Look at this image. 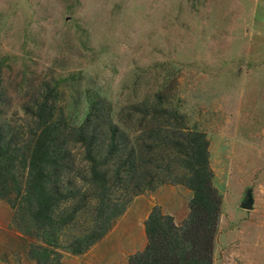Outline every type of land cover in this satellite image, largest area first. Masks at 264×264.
<instances>
[{"label":"rangeland","instance_id":"obj_1","mask_svg":"<svg viewBox=\"0 0 264 264\" xmlns=\"http://www.w3.org/2000/svg\"><path fill=\"white\" fill-rule=\"evenodd\" d=\"M0 69L5 122L18 136L28 132L24 106L47 90L70 126L83 122L94 96L120 126L133 104L176 110L188 130L205 134L222 196L213 264H264V0H0ZM129 137L143 151L134 171L141 192L118 190L130 199L124 214L86 253L56 249L61 264H127L145 247L153 207L175 225L187 217L192 194L171 182L181 174L177 158L160 144L147 148L145 134ZM74 155L81 178L87 164ZM15 219L0 199V264H36L29 251L46 245ZM89 220L67 227L58 244Z\"/></svg>","mask_w":264,"mask_h":264},{"label":"trees","instance_id":"obj_2","mask_svg":"<svg viewBox=\"0 0 264 264\" xmlns=\"http://www.w3.org/2000/svg\"><path fill=\"white\" fill-rule=\"evenodd\" d=\"M52 94L47 90L24 106L28 132L15 135L5 122L6 97L0 76V199L23 221L26 229L22 232L35 231L46 245L29 251L30 258L36 264H61L56 249L78 256L105 237L130 201L117 198L116 192L121 188L127 192L130 186L141 192L134 171L143 151L129 137L138 132L149 139L147 148L160 144L165 146L162 151L177 158L181 174L171 182L184 186L192 196L180 225L159 207L151 209L143 224L145 247L130 255L127 264H213L222 196L212 184L205 134L188 130L176 110L148 102L129 106L119 115L122 126L113 124L106 101L98 96L90 99L83 122L70 126L56 118ZM77 150L87 164L81 178L82 172L76 173ZM88 197L96 201L91 210ZM87 215L88 229L65 247L59 245L62 231Z\"/></svg>","mask_w":264,"mask_h":264},{"label":"water","instance_id":"obj_3","mask_svg":"<svg viewBox=\"0 0 264 264\" xmlns=\"http://www.w3.org/2000/svg\"><path fill=\"white\" fill-rule=\"evenodd\" d=\"M252 198L250 196V194H247V199H245V201L242 203V208L245 210H250L252 208Z\"/></svg>","mask_w":264,"mask_h":264},{"label":"crops","instance_id":"obj_4","mask_svg":"<svg viewBox=\"0 0 264 264\" xmlns=\"http://www.w3.org/2000/svg\"><path fill=\"white\" fill-rule=\"evenodd\" d=\"M144 245H145V244H144ZM133 247L135 248V245H134ZM134 248H133V250H134ZM131 251H132V250H131ZM131 251H130V252H131ZM130 252H128L127 255L130 254ZM132 252H133V251H132ZM132 252H131V253H132Z\"/></svg>","mask_w":264,"mask_h":264}]
</instances>
